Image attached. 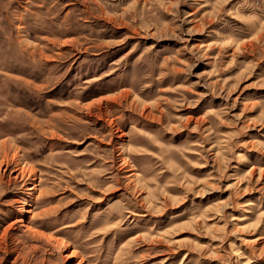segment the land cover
Returning <instances> with one entry per match:
<instances>
[{"label": "rangeland", "instance_id": "rangeland-1", "mask_svg": "<svg viewBox=\"0 0 264 264\" xmlns=\"http://www.w3.org/2000/svg\"><path fill=\"white\" fill-rule=\"evenodd\" d=\"M0 264H264V0H0Z\"/></svg>", "mask_w": 264, "mask_h": 264}, {"label": "bare ground", "instance_id": "bare-ground-1", "mask_svg": "<svg viewBox=\"0 0 264 264\" xmlns=\"http://www.w3.org/2000/svg\"><path fill=\"white\" fill-rule=\"evenodd\" d=\"M9 120H10V119H9ZM12 125H13V122H12ZM14 126H15V125H14ZM6 132H7V131H6ZM8 132H9V131H8ZM3 142H4V141H3ZM19 171H20L21 173L24 172L23 169H20ZM71 255H73V254H71Z\"/></svg>", "mask_w": 264, "mask_h": 264}]
</instances>
